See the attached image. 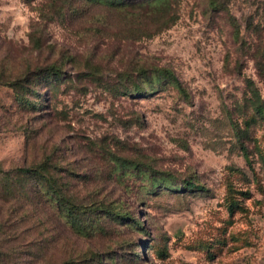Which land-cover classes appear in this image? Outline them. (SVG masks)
Here are the masks:
<instances>
[{
    "label": "rangeland",
    "instance_id": "obj_1",
    "mask_svg": "<svg viewBox=\"0 0 264 264\" xmlns=\"http://www.w3.org/2000/svg\"><path fill=\"white\" fill-rule=\"evenodd\" d=\"M98 1L0 0V264H264V0H219L238 36L209 0H176L137 41L139 11ZM51 66L21 97L8 84ZM46 160L78 225L8 175Z\"/></svg>",
    "mask_w": 264,
    "mask_h": 264
},
{
    "label": "trees",
    "instance_id": "obj_2",
    "mask_svg": "<svg viewBox=\"0 0 264 264\" xmlns=\"http://www.w3.org/2000/svg\"><path fill=\"white\" fill-rule=\"evenodd\" d=\"M90 1L94 2V4L99 2L98 0ZM175 2L176 0H105L104 4L114 9H120V11H124L125 8L139 11L138 14L131 15L129 21L132 23L131 26H134V28L133 30L131 29L132 32L128 33L127 38L137 41L167 30L175 24L177 20ZM209 5L213 10L220 9L225 12L228 24L232 29V35L238 36L240 33L239 26L236 22V19L228 14L226 5L219 0H209ZM35 48H40V42L37 39L34 41V49ZM262 56L264 59V52ZM258 65L260 69L264 70V64L261 65V63H258ZM36 72H40V74L41 72H49V78H55L56 80H60L61 77L59 69L54 66H51L48 70L35 69L34 71H31V69L27 67L26 71L21 74L19 78L8 79V84H10V86L14 88V90H16L18 95L21 97L24 93V84L30 82L32 77L37 74ZM148 73L149 71L144 68L137 69V74L135 76L134 74L128 72L122 73L121 79H123L124 82L122 88L123 94H132L134 91L138 92L143 90L141 83H136V80H140L141 78L147 79ZM150 73L153 74V78L151 79H153L155 83L165 82L176 88L179 92H184L181 82L173 73V71L165 68H156ZM131 80L132 84L130 86L127 85ZM130 165L134 166L135 164ZM134 167H136V165ZM51 169L52 165L50 160H46L45 162L29 167L17 168L12 171L8 170V175L13 172L14 176H25L33 179L36 182L35 186L39 189H42V193H44L49 200H52L55 204H58L65 216L70 218L71 225H78L79 220L75 219L77 217L75 210H77L78 206L74 205L68 198L66 199L63 196L62 192L58 188L57 181L52 174ZM6 172L7 171H4L0 168V175ZM163 185L166 187L168 186L166 183ZM187 186L189 188L201 190V187L191 182H188ZM80 209L83 210L85 207L81 206Z\"/></svg>",
    "mask_w": 264,
    "mask_h": 264
}]
</instances>
